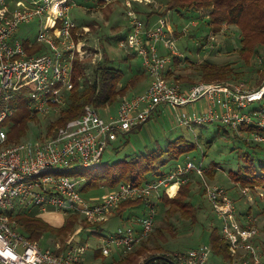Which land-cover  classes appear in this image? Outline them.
<instances>
[{"label":"built area","instance_id":"obj_1","mask_svg":"<svg viewBox=\"0 0 264 264\" xmlns=\"http://www.w3.org/2000/svg\"><path fill=\"white\" fill-rule=\"evenodd\" d=\"M120 2L126 7L127 28L121 32L117 46L141 60L150 84L141 93L123 99L114 116L104 118L98 109L86 105L83 114L67 122L51 138L35 142H8V123L15 110L4 107L11 91L35 86L32 92L31 116H50L64 107L73 87L75 60L96 65L104 59V51L88 43L90 24L76 22L80 10L110 6ZM157 0H0V264H78L80 254L89 248L82 244L68 251L56 252L42 248L38 241L27 238L13 218L21 208L40 212L55 211L65 216L79 215L96 226L122 202L129 199L147 201V211L141 217V230L119 229L101 237L102 253L113 248L126 254L146 240L155 226L156 203L162 195H175L182 177L205 169L192 161L184 170L171 172L164 178L147 180L140 185L118 184L103 199L93 202L82 197L81 179L69 172L75 168H95L102 161L111 142L144 125L161 105L177 111L181 107L203 101L204 106L191 114L178 117L180 125L220 124L240 132L248 128L253 140L264 144V83L251 88L243 81L198 82L189 86L167 77L174 70L177 50L175 28L166 14L152 13L142 17L134 3L152 5ZM74 11L73 13H71ZM203 10H199L200 13ZM45 17L43 29L34 39H21L19 26ZM208 19V14L206 15ZM194 27L198 23H193ZM184 31V29H183ZM213 37V36H212ZM34 49L28 53L25 42ZM259 105L252 108L254 102ZM177 184L174 193L169 188ZM205 195L221 221V236L228 243L231 259L225 264H264V251L258 243L259 228L253 218L241 226L236 218L234 198L225 188L211 186L203 179ZM241 194L252 201L253 192L264 199L262 188L241 187ZM152 197V203L148 202ZM252 222V223H251ZM213 248L202 244L185 251L166 252L163 257L175 264H213ZM154 259L147 264H171Z\"/></svg>","mask_w":264,"mask_h":264},{"label":"rangeland","instance_id":"obj_2","mask_svg":"<svg viewBox=\"0 0 264 264\" xmlns=\"http://www.w3.org/2000/svg\"><path fill=\"white\" fill-rule=\"evenodd\" d=\"M157 1L158 7L156 8L154 6L155 12L167 15L165 10L166 1ZM140 7L141 10L148 11V6ZM73 12L74 11L71 13ZM202 12L204 13L202 14L195 11L194 13L183 17L173 12L169 14L172 17L174 25L180 30L184 29L183 33L185 32V34L177 39L178 43L176 47L178 52L182 54V57L178 60L182 64L181 66L179 65L176 67L173 73L174 78H177V76H184L195 79V83L192 84L203 82V80H201L202 78H200L201 72L197 66L203 61H210L214 64L223 66L229 64L232 69V74L227 78V80L213 81H243L251 88H258L263 85L264 46H260L257 49L256 54L251 58L249 63L246 62L243 58H241L239 53L241 48L240 31L235 26L224 24L219 33L214 34L208 29L205 23L207 20V10H203ZM70 15L75 19L73 14ZM76 15V22L90 24L91 26L88 43L92 46L101 48V50L104 51V54L114 61V66L124 69V77L121 80L119 87H123L135 74L142 73L143 79L139 83V86L131 88L129 92L130 94L133 92L138 93L142 87L149 82L141 65V60L136 56H132L129 60H127V62H123V57L126 56L127 53L118 48L117 41L115 40V37L121 33L119 31V27L127 25L126 7L123 6V3L116 2L106 7L95 6V8L90 9V11L80 10L79 13H76ZM44 22L45 17L40 16L32 23H23L19 26L17 35L21 39H34L36 34L43 29ZM193 23H198V26L194 27ZM85 63L91 64L88 61H85ZM87 69V76L85 77L93 78L94 73L92 72L95 68L88 67ZM178 82L180 84L184 83L181 81ZM32 92H36V88L33 85L23 87L18 91L10 92L11 97L9 100L4 102V107L10 106L15 110L14 114L16 120L9 121V129L10 126L15 123L14 121L19 120V118L23 119L27 114L29 116L31 115V106L33 104V100L31 98ZM127 95L129 94H126L125 96ZM257 105H259V102L256 101L251 105V107L254 108ZM203 106V101H199L195 104L181 107L178 111L179 114L168 105L159 106L157 113L148 119L144 125L131 130L124 136H120L116 142H111L109 147L105 150L101 160L103 163H112L117 161V159L119 160L125 157H133L140 152H151L155 148L160 149V151H165L168 144L180 136L187 140L198 142V146L195 149L181 155L179 158L168 160L166 165L161 167V171L169 173L178 165L180 166L179 168L184 170L187 161H192L196 165L201 164L205 169V173L201 177L196 173V171H191L190 175H188L189 172L187 173L192 203L198 210L197 218L194 222L192 220L188 221V219H183L178 215L167 219L165 217L166 207L163 205L159 207L162 201L160 199L158 200V205L156 206V213H158L155 222L156 228H154V231L155 229H161L164 234L158 237L154 236L149 241L151 249L161 248V250H163V252L158 253L157 255L163 256V254L168 251H185L202 244H210V230L215 227L220 232L221 221L205 195L203 179H206L211 186L217 185L225 188L231 196L232 194L230 191H236L238 193L241 192V186L231 187L229 189L226 188L230 182L228 179L229 171L230 169L236 170L238 165L244 162L243 154L245 152L252 151L253 144H258V142L253 140V134L247 131L235 132L233 130L226 129L229 131L226 135L223 131H221L223 129L218 130V126H216L217 124H210L204 127L192 126L191 128L179 124L177 120L178 117H184V114L188 115V113L191 114L195 109L202 108ZM111 107L112 110L117 109V105H112ZM98 112L104 118L108 117L105 115V112H109V114L112 113L111 110L107 109V107L102 110H98ZM35 118L36 120H29V130L26 135L21 137L22 139H19L20 141L27 143L46 138V125L51 118V115L47 117L37 115ZM263 152L259 153L260 158L264 157ZM211 165L219 166L214 170L215 175L213 180L207 174ZM69 174L73 175L72 173ZM77 177L81 179V184L84 186L89 181L90 176L85 175ZM122 183H127V180L122 179L118 182V184ZM116 187H118V185ZM175 188L176 186L173 188L172 193H174ZM111 190L112 187H110L107 182H101V185L98 183L97 187H93L87 191L84 190L82 192V197L91 201V199L94 200L104 194L107 195ZM256 193L257 192L254 191L252 194L254 195ZM163 196L164 195H162V197ZM148 202L152 203V197L149 198ZM234 202L236 208L238 209V207H240L243 211L245 205L248 203L244 196L243 199H239ZM144 203H147V201H144ZM247 206L250 208L254 207V215L252 212H248L249 208L245 209L244 214L249 213L246 216L250 215L251 218H253V224L259 228L261 247L264 248V204H261L260 208L256 207L255 203H248ZM145 212L140 211L138 217H143ZM237 216L239 217L238 211L236 213V217ZM48 217H51V215H48ZM117 217L118 216L109 217V219L103 223V235L107 236L108 234L114 233L118 230V228H122L125 231L130 229L128 223H121ZM79 219H83V217H79ZM133 223H135V221ZM85 224L89 223L85 220H79L74 230L63 236H58L52 232H48L41 238V240H39V243L44 249L51 248L56 251H62L69 246L67 244V239L74 237V235H79L82 239L81 242L83 241L82 243H87L90 246V249L85 254L86 257L89 256L93 258L92 262L89 264H108L112 258H115L116 255H120V251L113 248V250H115L113 252L114 254L112 253L111 255H107L105 257L99 253L100 255L96 257L95 254L98 252V249L102 247L101 238H99V235L92 233L93 229H91V227H85ZM81 227L84 228V231L81 230ZM72 240L70 243L73 242ZM142 243L138 245L135 250H137ZM135 250L132 252H135ZM140 259L142 261L144 257Z\"/></svg>","mask_w":264,"mask_h":264},{"label":"trees","instance_id":"obj_3","mask_svg":"<svg viewBox=\"0 0 264 264\" xmlns=\"http://www.w3.org/2000/svg\"><path fill=\"white\" fill-rule=\"evenodd\" d=\"M165 10L168 19L172 22V17L169 15L172 12L177 13L181 17L190 15L195 11L207 10L208 19L206 25L214 34L219 33L224 24L235 26L241 33V48L240 56L246 62H250L251 58L256 54L260 46H264V0H165ZM140 6H148V11L141 10ZM134 10L142 17L149 16L151 12H155L152 5H143L134 3ZM77 15H75V18ZM82 24V23H81ZM178 38L185 34L172 22ZM120 36H116L117 41ZM25 45L29 47V42ZM34 48L27 49L28 53H32ZM134 56V55H133ZM132 56L126 55L123 57V62H127ZM176 58V64L179 62ZM88 67H94L92 73L93 78H86V71ZM201 72V80L211 82L213 80H227L232 74V69L229 64L219 65L210 61H203L197 66ZM145 72V71H144ZM174 73V72H173ZM167 75L169 79H175L183 84L195 83V79L184 76H177L174 74ZM146 74V73H145ZM238 75V74H237ZM124 77V70L118 66H114L107 55L104 54L97 65L92 66L86 64L85 61L75 60L73 65L72 82L73 87L70 91L67 104L62 107L57 113L51 114V118L47 122V136L51 138L55 135L58 129L65 126L68 121L80 117L86 105H92L98 110H102L107 106L119 104L130 88L138 86L142 81V73H137L131 77L123 87H119L121 80ZM235 78V77H234ZM36 120L35 117L28 114L23 118L14 121L10 126L8 133V142L20 141L21 137L26 135L29 130V120ZM11 120H16L15 114L9 118L5 124ZM143 125V124H142ZM139 125L138 127L142 126ZM216 125V124H215ZM204 127L206 125H196ZM218 130L223 131L226 135L228 130L225 127L217 124ZM137 128V127H136ZM134 128V129H136ZM133 130V129H132ZM254 128H248L243 131L250 132ZM198 146L197 141H190L180 136L168 144L165 151L155 148L151 152H140L130 158L117 159L112 163L101 162L97 167L91 169L75 168L69 173L77 176L88 175L89 181L82 187V192L97 187L98 183L107 182L112 189L118 185L122 179L127 180V183L140 185L146 182L150 175L165 176L161 171V167L165 166L170 159L179 158ZM253 150L243 154L244 162L239 164L236 170L229 171V178L241 187H250L252 189L258 187L264 190V157L260 158L259 153L264 151V144H253ZM264 153V152H263ZM218 165H211L207 174L210 178L214 177V170ZM168 175V174H167ZM166 175V176H167ZM177 188V185H176ZM175 188V190H176ZM190 196V184L186 183L180 186L175 196L169 198L166 194L161 197V201L166 206L165 217L167 219L178 215L183 219L192 220L197 218V208L193 205ZM256 207L260 208L264 204V199L256 194L253 195ZM243 197V196H241ZM144 204L143 200H127L122 202L118 208V213H122L128 208L137 207ZM37 210V209H36ZM35 208H21L13 218L18 222L20 231L30 240L39 241L48 232H52L58 236L66 235L74 230L79 222V215L66 216L65 223L61 227H53L44 219L38 217ZM264 211V206H263ZM97 224L96 226H99ZM85 227H91L90 224H85ZM154 228H156L154 226ZM154 231V230H153ZM150 234L149 238L145 240L142 245L135 250V252L127 253L123 258L115 264H142L144 262H151L161 253V248L151 249L149 241L154 237L162 236L163 230L155 229ZM210 243L215 255H220L224 259H231L228 249V243L222 238L220 232L214 227L210 230ZM100 235V234H99ZM258 243L261 241L258 239ZM261 246V245H260ZM264 250V248L262 247ZM144 259L141 261L140 258Z\"/></svg>","mask_w":264,"mask_h":264},{"label":"crops","instance_id":"obj_4","mask_svg":"<svg viewBox=\"0 0 264 264\" xmlns=\"http://www.w3.org/2000/svg\"><path fill=\"white\" fill-rule=\"evenodd\" d=\"M197 12H199V11H197ZM152 13H156V12H151L150 14H152ZM127 26V25H126ZM126 26H121V27H119V31L120 32H126ZM127 53V52H126ZM127 55H131V56H133L134 54H130V53H127ZM135 56V55H134ZM126 57V56H125ZM98 64V63H97ZM96 64V65H97ZM178 64V65H177ZM175 63V66H174V70L173 71H170L168 74H170V73H173L174 71H175V69H176V67L177 66H181V64L182 63H180V62H178V63ZM92 66H95V65H92ZM88 70V69H87ZM124 70V69H123ZM147 75V74H146ZM147 77H148V75H147ZM148 80H149V82L148 83H146L145 84V86H143L142 87V89L137 93V92H133V93H129L130 92V90H131V88H130V90H128V93L127 94H129V95H127V96H125L123 99H125V98H130V97H132L133 95H136V94H139V93H141V92H143L147 87H148V85L150 84V78L148 77ZM138 86H139V84H138ZM137 87V86H136ZM122 99V100H123ZM120 104V103H119ZM119 104H117V107H118V105ZM107 109L108 110H111V114H109V112H105V115L106 116H114L115 114H116V112H117V109H115V110H112V107L111 106H107ZM107 117V118H108ZM188 162V161H187ZM180 166L178 165V166H176L174 169H172L169 173H171V172H174L175 170H177V169H181V168H179ZM177 168V169H176ZM164 173V172H163ZM169 173H165L166 175L167 174H169ZM190 173L191 172H189L188 173V175H190ZM165 175V176H166ZM165 176H153V175H150L149 177H148V179L147 180H157V179H159V178H164ZM182 179H183V183H181L180 182V185H179V188H180V186L181 185H183V184H186V183H189V178L187 177V174L185 175V176H183L182 177ZM229 179V185L226 187V188H231V187H237L238 185L235 183V182H233L230 178H228ZM146 180V181H147ZM213 180V179H212ZM238 187H240V186H238ZM179 190V189H178ZM263 190V189H262ZM178 192V191H177ZM231 192V194H232V196L234 197V201H238L239 199H243V197H241L242 196V194H241V192H236V191H230ZM106 194H104V195H102L101 197H97L96 199H94V200H92L93 202H98V201H100L101 199H103V197L105 196ZM176 195V194H175ZM175 195H172L171 197H173V196H175ZM238 196V197H237ZM169 198H171L170 196H168ZM189 199L191 200V202H192V199H191V194H190V196H189ZM129 200H132V199H129ZM159 200V199H158ZM158 200H157V203H156V206L158 205ZM161 200V199H160ZM248 202V201H247ZM162 203V202H161ZM160 203V206L159 207H161L162 205L163 206H165L163 203L161 204ZM248 203H254L253 202V200L252 201H249ZM247 203V204H248ZM145 204V206H143V205H140V206H137V207H133V208H128V209H126L125 211H123L122 213H118V208H119V206L117 207V208H115L107 217V220L109 219V217H112V216H118L117 217V219L121 222V223H123V222H125V223H128V225H129V228L130 229H132L135 233H137V232H139L140 230H141V225H139V224H141V218H139L138 216H139V212L140 211H142V212H145L146 210H147V208H146V204L147 203H144ZM247 204L245 205V208H244V211H243V209H241L240 207H238V209H237V211H238V215H239V217L237 216L236 218H237V221L239 222V224L241 225V226H245L247 223H248V219H247V214H249L250 212H252V214L254 215L255 213H253V208H250L249 206H247ZM166 207V206H165ZM249 208V210H248V212L249 213H247V214H244L245 213V209H248ZM166 209V208H165ZM241 209V210H240ZM36 210V209H35ZM158 211H159V209H158ZM243 211V212H242ZM36 215L38 216V217H40V218H42V219H44L47 223H49L50 225H52L53 227H61L62 225H64V223H65V219H66V216L65 215H63V214H61V213H58V212H55V211H47V212H40V210H36ZM146 213V212H145ZM144 213V214H145ZM158 213V212H157ZM157 213H156V218H157ZM48 215H51V217H48ZM80 217V216H79ZM81 218V217H80ZM156 218H155V222H156ZM80 220H84V219H80ZM106 220V221H107ZM133 220V221H132ZM135 221V223H133ZM139 221V222H138ZM105 222V221H104ZM104 222H102V223H100V225L99 226H91V229H93L92 230V233H94V234H96V235H99V238H101V237H103L104 235H103V233H102V231H103V229H102V225H104L103 223ZM252 223V222H251ZM86 229V228H85ZM119 229H122V228H118V230ZM81 230H83L84 231V228L83 227H81ZM97 230V231H96ZM115 233V232H114ZM114 233H111V234H114ZM220 233H221V231H220ZM73 239V240H72ZM258 239L260 240V232H259V235H258V237H257V241H258ZM71 240L73 241L72 243H70L71 242ZM81 238H80V236L79 235H74V237H70L69 239H67V244L69 245L67 248H65V249H63L62 251H56V250H54V249H52V250H54V251H56V252H64V251H68V250H70L71 248H75V247H77V246H79V245H82V244H84V243H82L81 242ZM39 242V241H38ZM72 244V245H71ZM85 244H87V243H85ZM51 249V248H50ZM90 249V246H89V248L86 250V251H84V252H82L81 254H80V257H81V260H80V262L78 263V264H89L90 262H92V260H93V258L92 257H89V256H87L86 257V252L88 251ZM117 250V249H116ZM115 250H112V251H110L111 253L109 254V255H111L113 252H114ZM118 251V250H117ZM163 252V251H162ZM103 255V256H107V255H104L103 253H102V250H101V248H99L98 249V252L95 254V256L97 257L98 255ZM120 253V255H116V257L115 258H112L111 259V261L108 263V264H115L117 261H119L121 258H123L126 254H122V252H119ZM114 254V253H113ZM108 255V256H109ZM211 261H213L212 263L213 264H225L227 261H229L228 259H224L223 257H221L220 255H215L214 254V252H213V256H212V259H211ZM104 264H107V263H104Z\"/></svg>","mask_w":264,"mask_h":264},{"label":"water","instance_id":"obj_5","mask_svg":"<svg viewBox=\"0 0 264 264\" xmlns=\"http://www.w3.org/2000/svg\"><path fill=\"white\" fill-rule=\"evenodd\" d=\"M154 259H165V257L161 256V255H157ZM167 260V259H165ZM167 262L171 263V264H175L173 263L171 260H167ZM142 264H147V262H144Z\"/></svg>","mask_w":264,"mask_h":264},{"label":"bare ground","instance_id":"obj_6","mask_svg":"<svg viewBox=\"0 0 264 264\" xmlns=\"http://www.w3.org/2000/svg\"><path fill=\"white\" fill-rule=\"evenodd\" d=\"M177 184H173L170 188H169V192L172 193L173 188L176 186Z\"/></svg>","mask_w":264,"mask_h":264}]
</instances>
